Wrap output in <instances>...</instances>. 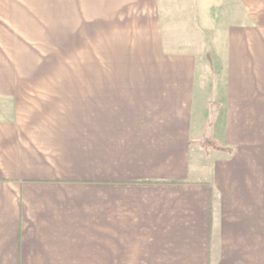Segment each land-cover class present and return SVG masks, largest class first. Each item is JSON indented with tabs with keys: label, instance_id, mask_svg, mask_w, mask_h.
Instances as JSON below:
<instances>
[{
	"label": "crops",
	"instance_id": "obj_1",
	"mask_svg": "<svg viewBox=\"0 0 264 264\" xmlns=\"http://www.w3.org/2000/svg\"><path fill=\"white\" fill-rule=\"evenodd\" d=\"M107 5L95 34L135 60L30 72L0 0V264H91V240L152 264H264V151L240 147L264 127V0Z\"/></svg>",
	"mask_w": 264,
	"mask_h": 264
},
{
	"label": "rangeland",
	"instance_id": "obj_2",
	"mask_svg": "<svg viewBox=\"0 0 264 264\" xmlns=\"http://www.w3.org/2000/svg\"><path fill=\"white\" fill-rule=\"evenodd\" d=\"M107 2L108 0H15V34L17 39L24 42H19L20 47L18 46V69L30 72H91V69H118V63L115 62L121 53L123 60H135L137 49L134 48L133 52L126 56V51H121L118 46L120 42L113 43L114 36H109L107 39L110 41L104 43L103 36L95 34L96 29L102 27L104 18L113 13ZM181 34L190 36L197 42L201 39V32L200 35L195 31L180 32ZM139 39L140 37L136 46ZM100 60L103 61L100 63ZM198 66L200 69V64ZM1 113L0 110V116ZM218 113L211 116L210 120L217 117ZM252 129L254 134L240 147L248 149L251 154H259L258 150L263 153L264 127ZM207 145L209 150H219V157L234 155L238 148L236 145L222 146L210 140ZM245 165H248L247 161ZM119 249L105 246L103 240H91V264H152V254L146 253L145 249L141 250L140 254L133 255H120ZM109 251L112 254H109Z\"/></svg>",
	"mask_w": 264,
	"mask_h": 264
}]
</instances>
